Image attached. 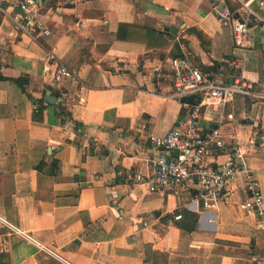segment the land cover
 <instances>
[{
  "label": "crops",
  "instance_id": "obj_1",
  "mask_svg": "<svg viewBox=\"0 0 264 264\" xmlns=\"http://www.w3.org/2000/svg\"><path fill=\"white\" fill-rule=\"evenodd\" d=\"M251 5L241 49L210 0H45L39 19L51 35L37 40L0 15V218L68 264H264V218L239 211L249 176L264 198V93L201 110L203 135L220 128L236 140L204 165L226 162L231 145L244 159L216 209L203 211L195 191L148 193L133 181L151 175L159 156L176 159L149 139L195 106L167 98L172 59L264 84V8ZM59 64L77 81L55 83ZM0 264L62 263L0 223Z\"/></svg>",
  "mask_w": 264,
  "mask_h": 264
},
{
  "label": "built area",
  "instance_id": "obj_2",
  "mask_svg": "<svg viewBox=\"0 0 264 264\" xmlns=\"http://www.w3.org/2000/svg\"><path fill=\"white\" fill-rule=\"evenodd\" d=\"M4 0H0V15L10 18L13 29L33 39L48 38L50 30L39 19V5L45 0H15L9 11L2 8ZM242 6L244 19H235L223 0H212L213 13L223 28H230L235 47L246 46L250 31L249 18L255 16L251 4L256 1L261 9L264 0H237ZM0 43L2 35L0 31ZM173 72V93L169 99L180 100L185 97H200L199 104L189 108L187 113L176 120L175 124L163 137L152 136L149 142L155 148L167 152L176 151V159L159 156L153 164L151 175L144 177L135 175L134 183L142 185L148 193H171L178 195L183 191H195V199L200 203L203 211L216 209L224 199L229 183L238 178L245 171L243 154L236 145L229 146L230 155L226 162L209 168L204 165L206 159L214 158L218 151L227 147L228 140L236 141L235 137L228 139L220 128L212 129L207 135L201 133L199 127L200 114L204 105L210 103L225 107L235 96L256 97L264 93V84L254 85L240 77L230 82L217 73H203L191 59L184 55L169 62ZM47 72V70H45ZM55 83L62 81H77L75 74L66 66L59 64L53 75ZM232 120V115L226 116ZM76 138L83 144L88 142V134L81 127H75ZM247 190L249 196L239 205V211L244 215L254 214L263 220L264 198L256 181L248 177ZM180 217H177L178 220ZM0 223L22 239L34 245L38 250L50 258L65 262L55 251L43 246L31 235L21 232L14 226L0 218Z\"/></svg>",
  "mask_w": 264,
  "mask_h": 264
},
{
  "label": "water",
  "instance_id": "obj_3",
  "mask_svg": "<svg viewBox=\"0 0 264 264\" xmlns=\"http://www.w3.org/2000/svg\"><path fill=\"white\" fill-rule=\"evenodd\" d=\"M234 18L237 19L236 16H234ZM164 32H165V33H172V34H175L177 31H176V29H172V30H170V29H165ZM197 97H198V96H197ZM195 98H196V96H190V97L182 98V99H181V103H183V104H187V105H197V104H199V101H198V102L195 101ZM45 100H46V102L49 103V104L56 102L55 99H53V98H51V97H49V96H47V97L45 98ZM175 153H177V152L175 151Z\"/></svg>",
  "mask_w": 264,
  "mask_h": 264
},
{
  "label": "trees",
  "instance_id": "obj_4",
  "mask_svg": "<svg viewBox=\"0 0 264 264\" xmlns=\"http://www.w3.org/2000/svg\"><path fill=\"white\" fill-rule=\"evenodd\" d=\"M210 1H212V0H210ZM224 1V5L226 6V8H228V10L232 13V14H235V13H237V8L239 7H234L232 4H231V2L229 1V0H223ZM219 69V67L218 66H216L215 67V70H218ZM33 101V103L34 104H36V101H34V100H32ZM40 111V110H39ZM61 115L60 116H63V117H66V116H69L64 110H61V113H60ZM77 127H79V126H77Z\"/></svg>",
  "mask_w": 264,
  "mask_h": 264
},
{
  "label": "rangeland",
  "instance_id": "obj_5",
  "mask_svg": "<svg viewBox=\"0 0 264 264\" xmlns=\"http://www.w3.org/2000/svg\"><path fill=\"white\" fill-rule=\"evenodd\" d=\"M231 2V4L234 6V7H238L240 6V3L239 1L235 0V2H233L232 0H229Z\"/></svg>",
  "mask_w": 264,
  "mask_h": 264
}]
</instances>
